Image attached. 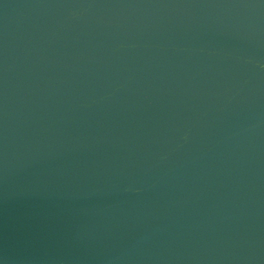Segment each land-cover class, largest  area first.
<instances>
[{
  "label": "water",
  "instance_id": "obj_1",
  "mask_svg": "<svg viewBox=\"0 0 264 264\" xmlns=\"http://www.w3.org/2000/svg\"><path fill=\"white\" fill-rule=\"evenodd\" d=\"M0 264H264V0H0Z\"/></svg>",
  "mask_w": 264,
  "mask_h": 264
}]
</instances>
